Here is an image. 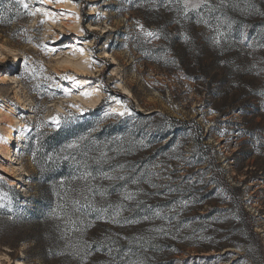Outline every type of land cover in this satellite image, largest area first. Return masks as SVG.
<instances>
[{"label":"rangeland","instance_id":"1","mask_svg":"<svg viewBox=\"0 0 264 264\" xmlns=\"http://www.w3.org/2000/svg\"><path fill=\"white\" fill-rule=\"evenodd\" d=\"M14 1L19 18L0 22V210L33 211L34 139L62 129L92 173L74 187L92 188L90 207L108 209L62 223L72 264L94 243L121 248L126 264H264V0H210L187 12L176 0ZM73 60L85 70L65 63ZM124 107L130 115H106ZM16 122L24 134L9 141ZM42 229L0 217V264H63L36 256Z\"/></svg>","mask_w":264,"mask_h":264},{"label":"trees","instance_id":"2","mask_svg":"<svg viewBox=\"0 0 264 264\" xmlns=\"http://www.w3.org/2000/svg\"><path fill=\"white\" fill-rule=\"evenodd\" d=\"M227 8L228 7L221 5L218 12L226 16V13L229 12ZM21 9L22 8L14 0H0V22L10 23L18 19L19 14L17 13H19ZM231 22L235 23V26H238L239 18L234 16ZM80 125L81 123L79 126ZM79 126L76 130L81 132V127ZM59 130L60 131L57 130L46 134L43 138L38 140L34 139L36 146L33 153L35 155V161L39 164L36 181L39 188V196L34 200L33 211L23 214V217H17L16 213L12 211L9 212L3 208L0 210V217L10 220L19 219L23 223L28 222L40 228L45 227L41 232L45 235L46 242L40 248V252L36 254V256L44 262L49 261V259H56L62 260L63 264H72V262L68 260L69 258L66 254L68 253L66 248L67 241H65L66 238L60 237L61 231L63 229H70V226L67 228V225H62V223L70 224L74 223L76 220L74 225H79L80 222L78 223L77 220L78 215L87 216L93 221L98 220L101 218L102 212L97 210L98 208L90 207L89 205L93 193L90 192L87 195V200L83 198L82 194H77L80 190L74 187L73 182L84 174L85 170H83L82 162L86 159V155L83 160L80 153L77 152L80 151V149L76 151L75 149H69L67 145L70 144V138H67L64 130ZM96 136L98 139H104L103 135L100 133ZM49 157H51V159H49ZM62 157H67V159H62ZM102 168L103 167L100 166V169ZM225 185L227 186V184ZM73 199H79L80 204L78 206H73ZM63 202L64 207L61 208L59 212L53 214V210H56V206H58L59 203L62 205ZM74 207H78L79 211H73ZM66 209L70 210V212H68L69 214L66 213ZM240 209L242 215L247 218V212L243 208ZM27 210L30 211L29 208ZM75 226L71 228L74 229ZM68 231L67 234L71 236ZM248 231L252 234V227L250 225ZM61 241H63L64 244L60 247L59 242ZM6 245L14 249L13 244L7 243ZM89 250L92 255L104 253L98 264H126L122 256L121 248L111 251V255H109V250H100L98 245L94 243L90 246ZM36 256H32V258ZM78 256L83 257L81 253L78 254ZM84 260L85 258L74 264H82Z\"/></svg>","mask_w":264,"mask_h":264},{"label":"snow or ice","instance_id":"3","mask_svg":"<svg viewBox=\"0 0 264 264\" xmlns=\"http://www.w3.org/2000/svg\"><path fill=\"white\" fill-rule=\"evenodd\" d=\"M17 2L23 4V7H24V8H27V7H28L27 3H24V0H17ZM41 2H43V0H41ZM56 2H61V0H56ZM171 2H172V0H168V3H171ZM176 2H177V3H181V4L183 5L184 12H187V11L189 10V8H192V9H198V8L201 7V4H203V3H209V4H210V0H176ZM221 3H224V0H221ZM30 14H33V13H30ZM43 14H44L45 16H49V15H51V13H49V12H47V11H44ZM198 22H199V21H198ZM204 22L207 23V21H204ZM137 24H139L138 21H137ZM140 27H141V29H143V26H142V25H140ZM146 34H147L148 36H154V35H156V33H153V32H151V31L147 32ZM186 39H187V37H186ZM216 42L218 43L219 41L217 40ZM80 51L82 52L83 49H80ZM25 70L27 71V68H26ZM40 71H41V73H43V68H42V67H41ZM45 79H49V77H45ZM63 79H67V80H75L74 77L67 76V75L63 76ZM55 87L59 88V87H61V86H60L59 84H56ZM64 91H65V93L67 94L69 90H68V89H65ZM81 94L84 95V96H89V95H91L92 93H91V92H88V91H85V92H83V93H81ZM261 95H264V92H262ZM75 107H78V106H75ZM81 111H83V109H81ZM113 114L118 115V116H124V115H130L131 113H130V111H129L127 108H125V109H124L123 111H121V112H118V113H107L106 115H113ZM71 115H72V114L69 113V116H71ZM51 119L54 121L55 125L58 127V126H59V122H60V118H59L58 116H53V117H51ZM84 139H85V137H80V138H79V140H84ZM76 144H77V141H73L72 143H70L69 145H67V147H68V148H73V147L76 146ZM49 159H51V157H49ZM62 159H67V157H62ZM78 163H79V162H78ZM96 163H99V161H96ZM84 166H85V172H84L83 176L78 177V179H84V180H87L88 177L92 176V173L87 171V164H86V162H85V165H84ZM121 167H123V166H121ZM101 178H102V179H108V180H113V179H121V180H122V179H124L123 176H119V177H116V176H109L107 173H101ZM93 179H95V177H93ZM133 183H138V181L133 180ZM153 186H154V185H153ZM80 192H81V194L83 195V198H84L85 200L88 199V196H87L85 193H87V192H91V193H93V197H94L95 194H96V193L93 191V189L90 188V187H86L85 189L80 190ZM106 195H107L106 190L101 188V189L99 190V196H100V197H104V196H106ZM134 196H135V193H131V192H129V193L126 195L125 198H126L127 200H132V199L134 198ZM79 204H80V200H79V199H73V200H72V205H73V206H78ZM93 206H94V205H93ZM58 207H59V206H58ZM108 207L110 208L111 205H109ZM118 208H119L120 210H122V209H123V205H118ZM107 210H108L107 208H100V209H99L100 212H106ZM73 211H79V208H78V207H74V208H73ZM55 212H56V210H53V214H55ZM118 214H119V212H117V215H118ZM156 215H159V213L157 212ZM145 219H148V217H145ZM133 222H134V221H133ZM84 251H85V256H84V258L87 259V257L91 254L88 245H85V249H84ZM111 251H112V250L109 249V255H111ZM135 264H143V261H137V262H135Z\"/></svg>","mask_w":264,"mask_h":264},{"label":"bare ground","instance_id":"4","mask_svg":"<svg viewBox=\"0 0 264 264\" xmlns=\"http://www.w3.org/2000/svg\"><path fill=\"white\" fill-rule=\"evenodd\" d=\"M73 46V45H72ZM75 47V46H74ZM77 53H78V51H77ZM83 53V52H82ZM79 54L82 56V54L79 52ZM85 60L84 61H78V60H73V61H67V62H65L66 64H68V65H70V66H73L75 69H78V70H85V68H84V65H86L85 64ZM73 81V85H75V86H80V85H84V84H87V83H91V80L89 79V78H85V79H82V78H75V80H72ZM100 99H98V98H96V99H94V100H90L89 101V103H90V106H92V107H95V105L97 104V102L99 101ZM116 105H120L121 107H122V105L120 104V103H118V102H116L115 103ZM125 108H127L129 111H130V113H131V110H130V108H128V107H124V109ZM12 128H13V130H12ZM10 132H9V136H8V138H7V140H9V141H15V135H16V133H17V131L18 132H20L21 133V135H23L24 133L22 132V129H21V126H20V124H19V122L17 123H14V125L10 128V130H9ZM19 143V142H18ZM20 145V144H19ZM2 148H5L4 147V144H2ZM23 179V178H22ZM11 185H13L14 183L13 182H11L10 183ZM19 185L20 184H18L17 186L19 187ZM21 187V186H20ZM18 264H22L20 261H18Z\"/></svg>","mask_w":264,"mask_h":264}]
</instances>
